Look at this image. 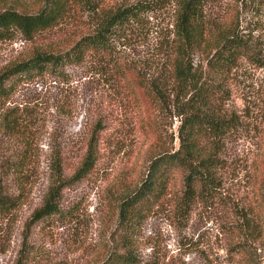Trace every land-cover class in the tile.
<instances>
[{
  "label": "rangeland",
  "instance_id": "obj_1",
  "mask_svg": "<svg viewBox=\"0 0 264 264\" xmlns=\"http://www.w3.org/2000/svg\"><path fill=\"white\" fill-rule=\"evenodd\" d=\"M96 1L103 9H117L146 0ZM43 3L7 0L6 6L36 13ZM210 6L208 12L216 18L236 10L241 30L259 40L264 53V4L256 14L254 3L248 0H213ZM173 10L172 5L163 12H148L128 26L124 38L115 44V54L140 66L155 55L161 67L167 62L164 46L171 36ZM99 22L97 14L76 11L61 26L34 40L16 32L11 39L0 41V71L38 49L67 50ZM63 72V76L48 74L19 82L14 94L0 102V192L22 198L17 209L0 214V264H103L110 253L126 251V229L119 224L121 199L143 177L148 150L159 134L162 150L179 147L180 121L169 113L173 103L169 96L163 111L157 112L158 131L154 133L142 123L147 115L145 98L137 91H121L113 79L95 74L91 59L80 67L67 66ZM12 108L20 109L16 113L33 111L39 118L32 130L37 140L35 155L23 173L18 165L24 150L22 138L4 131L2 123ZM227 110L244 117L249 126L222 141L226 163L218 171L220 190L211 199L185 205L182 178L174 176L169 194L135 226L129 238L140 264H243L240 227L245 215L254 222L264 162V67L242 63L229 84ZM98 117L106 129L100 135L96 167L63 192L58 214L33 220L53 179V149L61 144L65 147L64 175L70 178L85 154Z\"/></svg>",
  "mask_w": 264,
  "mask_h": 264
},
{
  "label": "trees",
  "instance_id": "obj_2",
  "mask_svg": "<svg viewBox=\"0 0 264 264\" xmlns=\"http://www.w3.org/2000/svg\"><path fill=\"white\" fill-rule=\"evenodd\" d=\"M0 0V41L11 39L16 32L34 40L42 32L65 23L75 12L99 15L98 27L82 35L69 49H38L29 58L0 71V102L11 97L19 82L44 78L48 74L63 76L67 66L80 67L91 59L95 74L113 79L120 90L139 92L144 97L146 118L142 123L156 133L157 112L169 96L171 113L178 118L179 147L159 148L160 134L148 150L147 166L141 180L121 199L119 224L126 229V251H114L103 264H140L129 239L140 224L169 194L174 176H181L184 204L208 200L221 188L218 171L226 163L222 141L232 132L248 129L244 117L227 110L229 84L243 62L264 67L263 46L241 30L240 16L232 10L224 18H216L211 9L213 0H146L117 9L101 8L96 0H44L36 13L21 12ZM254 3V13L262 9L264 0ZM174 6L171 36L164 46L167 62L161 67L158 57L139 63L119 57L115 44L124 38L127 27L137 23L148 12L165 11ZM16 80V83H12ZM12 108L4 115V131L22 138L24 150L19 167L24 172L32 161L37 140L32 134L39 118L33 111ZM152 110V112L150 111ZM22 112V113H21ZM98 117L92 125L85 154L74 174L64 175L65 147L52 151L53 179L42 207L33 220L41 221L58 214L63 192L85 179L96 167L100 155V135L106 129ZM259 174L254 203V222L246 215L241 230L244 238L239 253L243 264H264V162ZM21 195L0 192V214L17 209ZM129 243V244H127ZM260 250V253H259Z\"/></svg>",
  "mask_w": 264,
  "mask_h": 264
}]
</instances>
